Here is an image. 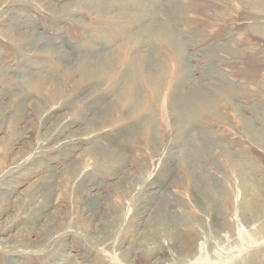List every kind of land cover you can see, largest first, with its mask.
<instances>
[{"label": "rangeland", "instance_id": "1", "mask_svg": "<svg viewBox=\"0 0 264 264\" xmlns=\"http://www.w3.org/2000/svg\"><path fill=\"white\" fill-rule=\"evenodd\" d=\"M237 255L264 264V0H0V264Z\"/></svg>", "mask_w": 264, "mask_h": 264}, {"label": "bare ground", "instance_id": "2", "mask_svg": "<svg viewBox=\"0 0 264 264\" xmlns=\"http://www.w3.org/2000/svg\"><path fill=\"white\" fill-rule=\"evenodd\" d=\"M184 116V115H183ZM247 182V181H246ZM187 183V182H186ZM210 187V186H209ZM209 189V188H208ZM187 191V190H186ZM208 192V191H207ZM206 193V192H205ZM244 194V193H243ZM209 202H212V196H211V193L210 194H208V193H206V197H205ZM216 198V197H215ZM153 200V199H152ZM193 200V199H192ZM247 200V199H246ZM245 200V201H246ZM133 202V201H132ZM135 203V202H134ZM139 203V202H138ZM213 203V202H212ZM212 203H211V205H212ZM248 203V202H247ZM142 204V203H141ZM133 205V204H132ZM145 205V204H144ZM139 206V205H138ZM209 207H210V205H209ZM182 208V207H181ZM135 211H137L136 209H135ZM160 212L162 213L163 212V214H162V216H160V217H162L161 219H163L164 218V220L163 221H168V218H169V216H168V212L166 213L165 211H163L162 209H160ZM157 213V212H156ZM158 214V213H157ZM188 213H186V215H187ZM153 215V214H152ZM151 215V216H152ZM189 215V214H188ZM196 217H198V215H196ZM195 219V218H194ZM176 220V219H175ZM190 221V216H188L187 217V221ZM192 220H193V218H192ZM191 220V221H192ZM193 221H195V220H193ZM220 221V220H219ZM138 222V221H137ZM175 222V221H174ZM177 222V221H176ZM186 222V221H185ZM234 222V221H233ZM116 223V222H115ZM170 223V222H169ZM159 224V223H158ZM193 226H195V225H193ZM156 227V226H155ZM232 227V226H231ZM195 228V227H194ZM227 228V227H226ZM233 228V227H232ZM200 229V228H199ZM167 230V229H166ZM196 230V229H195ZM239 233H240V231H239ZM196 235V234H195ZM239 235V234H238ZM133 236V235H132ZM150 242V241H149ZM240 242V241H239ZM97 246V245H96ZM242 257H243V255H242ZM242 257L240 256V255H237V259H238V263L237 264H240V261L242 262ZM119 264V263H118ZM242 264V263H241Z\"/></svg>", "mask_w": 264, "mask_h": 264}]
</instances>
